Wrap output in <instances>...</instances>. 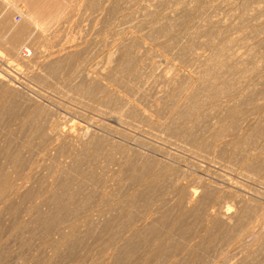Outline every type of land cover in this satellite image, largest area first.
I'll use <instances>...</instances> for the list:
<instances>
[{
	"label": "rangeland",
	"instance_id": "rangeland-1",
	"mask_svg": "<svg viewBox=\"0 0 264 264\" xmlns=\"http://www.w3.org/2000/svg\"><path fill=\"white\" fill-rule=\"evenodd\" d=\"M62 1L36 5L38 53L0 42V178L22 185L0 196V264H264V0ZM49 121L73 137L32 132ZM194 188L259 233L226 249Z\"/></svg>",
	"mask_w": 264,
	"mask_h": 264
},
{
	"label": "bare ground",
	"instance_id": "bare-ground-1",
	"mask_svg": "<svg viewBox=\"0 0 264 264\" xmlns=\"http://www.w3.org/2000/svg\"><path fill=\"white\" fill-rule=\"evenodd\" d=\"M8 1V0H7ZM43 0H11L10 3L13 6L12 8H16L18 10V12L20 11V16L24 17V21H22V23H18L15 22L14 17H12V13L9 14L8 12V6H3V8H1L2 10L0 11V42H2V44L6 47L7 49V55H5L6 57L4 59H6V61H11V60H17L19 62H21L20 60H27L32 53H34L35 49L32 50L31 48H29L28 46H26V44H24L23 42H25L26 39H28L27 37L31 38L30 36L34 34V32H37L38 28L36 27L37 20L39 19L40 15L37 11H36V5L41 3L40 5H42ZM59 1V0H58ZM62 1V0H61ZM2 2V1H1ZM5 2V1H4ZM1 5H3V3ZM9 2V1H8ZM57 2V1H56ZM63 2V1H62ZM49 3V1H48ZM55 3V1H54ZM53 3V4H54ZM60 3V2H59ZM6 5V4H5ZM39 5V6H40ZM70 5V4H69ZM23 6H25L27 9L23 8ZM47 6V5H46ZM2 7V6H1ZM50 8V6H48ZM47 7V8H48ZM10 8V7H9ZM38 8V7H37ZM53 8V7H52ZM51 8V9H52ZM16 9H13L15 11H17ZM43 10H45L43 8ZM77 11V10H76ZM17 12V13H18ZM48 12V11H47ZM49 12H52V10H49ZM55 13V12H54ZM59 13V12H58ZM19 14V13H18ZM53 14V13H52ZM12 15V16H11ZM16 15V14H15ZM45 15V14H44ZM20 18V17H19ZM59 18V17H58ZM14 19V20H13ZM22 19V18H21ZM19 19V20H21ZM45 19V16H44ZM42 20V17H41ZM40 20V21H41ZM76 20V19H75ZM47 21V20H45ZM44 22V21H43ZM39 27V26H38ZM53 27V26H52ZM42 28V26L40 27ZM39 28V29H40ZM41 30V29H40ZM49 31V30H48ZM39 32V30H38ZM42 32V31H41ZM98 34V33H97ZM54 35V33H53ZM68 37V36H67ZM46 39V38H45ZM31 40V39H30ZM50 40V39H49ZM26 43V42H25ZM33 44V43H32ZM40 44V43H39ZM70 44V43H69ZM3 46V47H4ZM22 46V48H21ZM35 47V46H32ZM39 47V46H38ZM1 48V47H0ZM20 48V50H19ZM2 49V48H1ZM26 49V53H23V50ZM4 50V49H3ZM2 51V50H1ZM39 50H36L35 53H38ZM55 51V50H54ZM4 52V51H3ZM34 53V54H35ZM41 53V51H40ZM43 53V52H42ZM45 53V52H44ZM56 54V53H55ZM4 55V54H3ZM50 55V54H49ZM33 56V55H32ZM39 57L41 56L38 55ZM47 56V55H46ZM4 57V56H3ZM44 57V56H43ZM62 57V56H61ZM51 58V57H50ZM88 58V57H87ZM2 59V58H1ZM114 59V58H113ZM15 60V61H16ZM5 61V60H4ZM42 61V60H41ZM61 62V61H60ZM5 63V62H4ZM17 63V62H16ZM36 63V62H35ZM45 63V62H44ZM20 64V63H19ZM33 64V63H32ZM31 64V65H32ZM59 64V62H58ZM41 65V64H40ZM48 65V64H47ZM21 66V65H20ZM56 66V65H55ZM35 67V66H34ZM48 67V66H47ZM57 67V66H56ZM105 67V66H104ZM19 68V67H18ZM32 68V67H31ZM59 68V67H57ZM34 69V68H33ZM38 69V68H37ZM101 69V68H100ZM41 70V69H40ZM47 70V69H46ZM14 71V70H13ZM27 71V70H26ZM67 71V70H66ZM7 72V71H6ZM81 72V71H80ZM36 74V73H35ZM38 74V73H37ZM45 74V73H44ZM55 74V73H54ZM33 75V74H32ZM40 75V74H39ZM42 75V74H41ZM61 75V74H60ZM59 76V75H58ZM82 76V75H81ZM74 77V76H73ZM12 78V77H11ZM86 78V77H85ZM29 79V78H28ZM8 79H5L1 74H0V82L5 83L6 85L8 84ZM45 80V79H44ZM71 82V81H69ZM10 83V82H9ZM74 83V82H73ZM92 83V82H91ZM90 83V84H91ZM80 84V83H79ZM73 85V84H72ZM92 85V84H91ZM0 86L2 87V85L0 84ZM81 86V85H80ZM5 87V86H3ZM11 87V86H10ZM92 87V86H91ZM13 88V87H12ZM93 88V87H92ZM15 89V88H14ZM70 89V88H69ZM13 90V89H12ZM4 91V90H3ZM6 91V90H5ZM17 93V92H15ZM20 93V92H19ZM22 93V92H21ZM3 96V95H2ZM246 96V95H245ZM10 97V96H9ZM25 97V96H24ZM215 97V96H214ZM249 97V96H248ZM5 98V97H4ZM14 98V97H13ZM27 98V97H26ZM11 101V100H10ZM13 101V100H12ZM239 101V100H238ZM1 102V101H0ZM5 102V101H4ZM74 102V101H73ZM2 103V102H1ZM14 103V102H13ZM132 103V102H131ZM21 105V104H18ZM57 105V104H56ZM1 106V105H0ZM24 106V105H23ZM19 107V106H18ZM9 108V107H7ZM37 108V107H36ZM11 109V108H10ZM195 110V109H194ZM7 111V110H6ZM17 111V110H16ZM36 111V110H35ZM45 112V111H44ZM49 112V111H48ZM55 112V111H54ZM6 113V112H5ZM23 113V112H22ZM35 114V113H34ZM43 114V113H42ZM55 114V113H54ZM121 114V113H120ZM134 114V113H133ZM136 114V113H135ZM167 115V114H166ZM248 115V114H247ZM38 116V115H36ZM256 116V115H255ZM257 116L259 117V115L257 114ZM256 116V117H257ZM263 116V115H262ZM46 117V116H45ZM44 117V118H45ZM3 118V117H1ZM12 118V117H11ZM221 118V116H220ZM251 118V117H250ZM39 119V118H38ZM43 119V117H42ZM47 119V118H46ZM120 117L113 115V119L112 121L117 123L118 125L120 124ZM243 119V118H242ZM258 119V118H257ZM30 120V118H29ZM28 120V121H29ZM35 120V119H34ZM128 120V119H127ZM217 120V119H216ZM11 121V120H10ZM238 121V120H237ZM40 123H42L41 121H38ZM48 122V120H47ZM241 122V121H239ZM245 122V121H244ZM253 122V121H252ZM250 120L247 119V122H245L246 125H250L252 123ZM34 123V122H33ZM32 123V124H33ZM50 123V124H49ZM48 126L45 128L43 127V125H38L36 124L35 127L33 126L32 130H30L32 132H35V134L40 135V137H45V139L47 138H53L56 137L59 139V137H65L67 135H70V131L65 129L63 127V123L61 121H49ZM188 123V122H187ZM238 123V122H237ZM235 123V124H237ZM10 125V124H9ZM20 125V124H19ZM224 125V124H223ZM3 126V125H2ZM23 126V124H22ZM45 126V125H44ZM236 127V126H235ZM241 127V126H240ZM246 128V127H245ZM244 127H242V129H245ZM233 129V128H232ZM238 129V128H237ZM12 130V129H11ZM23 130V129H22ZM106 130V129H105ZM241 130V129H240ZM20 131V130H19ZM85 131V130H84ZM176 131V130H175ZM87 132V130H86ZM94 132V131H93ZM96 132V131H95ZM232 132V130H231ZM236 132V131H235ZM15 133V132H14ZM21 133V132H20ZM88 133V132H87ZM221 133V132H220ZM234 133V131L232 132ZM243 133V132H241ZM73 134V133H72ZM14 135V134H13ZM29 135V134H28ZM33 135V134H32ZM87 135V134H86ZM101 135V134H100ZM240 135V134H238ZM71 137H73L72 135H70ZM81 136H85V133L83 135V133L81 132L79 134L78 137ZM236 136V135H235ZM36 137V136H35ZM169 137V136H168ZM220 137V136H219ZM243 137V136H242ZM20 138V137H19ZM24 139V138H23ZM29 139V138H28ZM54 139V138H53ZM68 139V138H67ZM73 139V138H72ZM150 139V138H149ZM169 139V138H168ZM216 139V138H215ZM220 139V138H219ZM228 139V138H227ZM238 139V138H237ZM38 140V139H37ZM50 145L52 146L51 143H55L53 142L52 139H50ZM55 140V139H54ZM60 140V139H59ZM59 140H57V143L61 144L60 142H58ZM214 140V139H213ZM223 140V139H222ZM23 141V140H22ZM56 141V140H55ZM65 141V139H64ZM154 141V140H153ZM212 142V141H211ZM230 143V142H229ZM234 143V141H233ZM232 143V144H233ZM217 144V143H216ZM225 144V143H224ZM9 145V144H8ZM19 145V144H18ZM26 145V144H25ZM24 146V145H23ZM54 146V145H53ZM201 146V145H200ZM210 146V145H209ZM57 147V145H56ZM64 147V146H63ZM7 148V147H6ZM13 148V146H12ZM20 148V147H19ZM25 148V146H24ZM55 148V147H54ZM53 148V149H54ZM3 149V148H2ZM15 149V148H14ZM31 149V148H30ZM37 149V148H36ZM50 149V148H49ZM52 149V148H51ZM56 149V148H55ZM19 150V149H18ZM21 150V149H20ZM46 150V149H45ZM219 151V150H218ZM9 152V151H8ZM24 152V151H23ZM49 152V151H48ZM10 153V152H9ZM50 153V152H49ZM188 153V152H187ZM26 154V153H25ZM216 155V154H215ZM223 155V154H222ZM9 156L14 157L17 165H18V153H14V156H12V154H10ZM56 156V155H55ZM4 157V156H3ZM21 158V157H20ZM44 158V157H43ZM129 158V157H128ZM13 159V158H12ZM214 160V159H213ZM15 162V161H13ZM15 162V163H16ZM8 163V162H7ZM20 163V162H19ZM22 163V162H21ZM5 164V163H4ZM12 164V162H11ZM23 164V163H22ZM22 164H20L21 166H23ZM15 166V165H14ZM13 166V167H14ZM19 167V166H17ZM25 168V167H24ZM124 168V167H123ZM16 169V167L14 168ZM12 170V169H11ZM18 170H20L18 168ZM26 170V169H25ZM17 171V170H16ZM159 171V170H158ZM161 171V170H160ZM6 172H4L5 174ZM37 174V173H36ZM3 175V174H2ZM11 175V174H10ZM14 176V175H13ZM10 176V177H13ZM28 176V175H27ZM2 179V181H1ZM201 179V178H200ZM13 180V179H12ZM0 183H1V189H0V196H12L13 194H16L19 192L20 188H22L21 184H15V185H11L12 182L6 177L0 178ZM22 181V180H21ZM200 181V180H199ZM20 182V181H19ZM14 183V181H13ZM23 183V182H22ZM198 183V182H197ZM201 183V182H200ZM25 185V184H23ZM146 185V184H145ZM29 186V185H28ZM177 186V185H176ZM24 189V188H23ZM147 190V189H146ZM199 190V189H198ZM212 190V189H210ZM229 191V190H228ZM199 192V191H198ZM222 192V191H221ZM201 193V192H200ZM197 191L194 189H190L187 193V197H186V202H187V207H188V211L192 212V216L195 219H199L201 217L200 211L203 212V220H204V224L202 225V229L203 232L209 234V233H215L216 235V240L218 241V243H220L221 245H224L226 247V249L231 248L238 240L240 237H242L243 235H245L246 233H254V234H258L259 233V227H260V218L259 219H255L256 221H248L247 223H242L240 225H232L230 222L231 219L234 218V215H236L238 212L235 211V214H231V210H230V206H226V211L223 210V206L218 205L216 203H212V202H208V203H203L202 205H198L197 204ZM128 195V194H127ZM130 195V194H129ZM137 193H133L130 196L126 197L125 196V201H128L131 197L132 198H136L137 197ZM199 195V194H198ZM166 196V195H165ZM6 199V198H5ZM183 199V197H182ZM181 199V200H182ZM185 199V198H184ZM164 200V199H163ZM232 200V199H231ZM9 201V199H8ZM100 201V200H99ZM4 202V201H3ZM6 202V201H5ZM185 202V203H186ZM232 202V201H231ZM232 204V203H231ZM229 204V205H231ZM1 205V204H0ZM234 205V204H233ZM239 205V204H238ZM28 207V206H27ZM225 208V207H224ZM232 208V207H231ZM36 209V208H35ZM203 209V211H202ZM257 209V208H256ZM94 213V212H93ZM183 213V212H182ZM233 213V212H232ZM264 213V212H263ZM68 214V213H67ZM151 214V213H150ZM248 214V213H247ZM261 216V215H259ZM54 217V216H53ZM237 217V216H236ZM248 217V216H247ZM253 217V216H252ZM61 218V217H60ZM84 218V217H83ZM140 219V218H139ZM79 221V220H78ZM152 221V220H151ZM154 221V220H153ZM69 222V221H68ZM172 222V221H170ZM169 222V223H170ZM72 223V222H71ZM77 223V222H76ZM58 224V223H57ZM60 224V223H59ZM71 226V225H70ZM197 226V225H196ZM134 229V228H133ZM57 230V229H56ZM113 230V229H112ZM115 230V229H114ZM178 230V229H177ZM196 230V229H195ZM64 231V230H63ZM152 231V230H151ZM161 232V231H160ZM168 233V232H167ZM127 234V232H126ZM171 234V233H170ZM159 235V234H158ZM214 235V236H215ZM264 235V234H263ZM72 235L69 234V236H67L68 238L71 237ZM139 236V235H138ZM197 235H193L191 237V239H194ZM204 236V235H203ZM213 236V235H212ZM61 237V236H60ZM128 237V236H127ZM145 237V236H144ZM148 237V236H147ZM183 237H185L183 235ZM199 237V235H198ZM197 237V238H198ZM62 238V237H61ZM125 239V236L123 237ZM141 238V236H140ZM146 238V237H145ZM201 238V237H200ZM127 239V238H126ZM74 240V239H73ZM174 240V239H173ZM198 240V239H197ZM212 240V239H211ZM144 241V240H143ZM206 241V240H205ZM72 242V241H71ZM191 242V241H190ZM194 242V241H193ZM216 242V241H214ZM154 243V242H153ZM186 243V242H185ZM203 243V242H202ZM62 244V243H61ZM134 244V243H133ZM168 244V243H167ZM211 244V243H209ZM208 244V245H209ZM177 245V244H176ZM182 245V244H181ZM184 245V242H183ZM206 245V244H205ZM254 245V244H253ZM170 246V245H169ZM179 246V245H178ZM189 246V244H188ZM201 246V245H200ZM216 246H219L218 244ZM215 246V247H216ZM223 246V247H224ZM150 247V246H149ZM168 247V246H167ZM221 247V246H220ZM171 248L168 247V249ZM222 249V248H221ZM170 250V249H169ZM173 250V249H172ZM179 250V247H178ZM207 250V249H206ZM215 250V249H213ZM213 250L211 249V252H213ZM220 250V248H219ZM166 251V249H165ZM175 251V250H174ZM177 251V250H176ZM175 251V252H176ZM185 251V250H184ZM208 251V250H207ZM217 252V250H215ZM55 252V251H54ZM188 252V251H187ZM191 252V251H190ZM233 252V251H232ZM105 253V252H104ZM123 253V252H121ZM178 253V251H177ZM183 253V251L181 252ZM186 253V252H185ZM200 253V251H199ZM124 254V253H123ZM192 254V253H191ZM127 255V254H126ZM148 255V254H147ZM176 255V254H175ZM180 255V254H179ZM185 254H182V256ZM187 255V254H186ZM193 255V254H192ZM202 255V253H201ZM140 256V255H139ZM181 256V255H180ZM205 256V255H203ZM246 256V255H245ZM159 257V256H158ZM184 258H186V256H183ZM224 257V256H223ZM138 258V257H137ZM194 258V257H192ZM238 258V257H237ZM99 259V258H98ZM126 259V258H125ZM191 259V258H190ZM101 260V259H100ZM201 260V259H200ZM218 260V259H217ZM221 261V260H220ZM96 262V261H95ZM190 262V260H189ZM217 262V261H216ZM230 262V261H229ZM180 263V262H179ZM215 263V262H214ZM218 263V262H217ZM221 263V262H220ZM260 263V262H259ZM103 264V263H101ZM135 264V263H134ZM213 264V262H212ZM224 264V263H223ZM249 264V263H247Z\"/></svg>",
	"mask_w": 264,
	"mask_h": 264
},
{
	"label": "built area",
	"instance_id": "built-area-1",
	"mask_svg": "<svg viewBox=\"0 0 264 264\" xmlns=\"http://www.w3.org/2000/svg\"><path fill=\"white\" fill-rule=\"evenodd\" d=\"M23 53H26V49L23 50Z\"/></svg>",
	"mask_w": 264,
	"mask_h": 264
}]
</instances>
